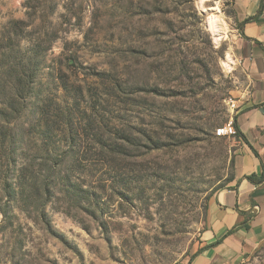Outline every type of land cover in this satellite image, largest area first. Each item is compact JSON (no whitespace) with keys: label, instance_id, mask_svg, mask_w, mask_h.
Returning a JSON list of instances; mask_svg holds the SVG:
<instances>
[{"label":"rangeland","instance_id":"rangeland-1","mask_svg":"<svg viewBox=\"0 0 264 264\" xmlns=\"http://www.w3.org/2000/svg\"><path fill=\"white\" fill-rule=\"evenodd\" d=\"M239 27L234 0H0V99L21 72L37 76L17 126L26 154L46 123L67 149L71 117L74 162H89L73 180L104 186L96 218L58 195L55 236L19 208L13 229L0 213V264L190 260L211 198L235 176L236 139L216 129L249 90L254 54ZM99 142L123 154L105 158ZM239 264H264V247Z\"/></svg>","mask_w":264,"mask_h":264},{"label":"crops","instance_id":"crops-1","mask_svg":"<svg viewBox=\"0 0 264 264\" xmlns=\"http://www.w3.org/2000/svg\"><path fill=\"white\" fill-rule=\"evenodd\" d=\"M234 3L240 34L254 54L249 90L237 99L233 119L239 134L233 150L235 176L211 198L192 256L199 254L185 264H239L264 247V181L248 179L264 176V0Z\"/></svg>","mask_w":264,"mask_h":264},{"label":"trees","instance_id":"trees-1","mask_svg":"<svg viewBox=\"0 0 264 264\" xmlns=\"http://www.w3.org/2000/svg\"><path fill=\"white\" fill-rule=\"evenodd\" d=\"M33 67L36 69L34 64ZM36 78V73L33 71L21 72L18 83H14L12 86L8 85L11 89L10 99H0V151L4 161L3 167H5L0 170V213L3 216L4 224L13 229L15 216L12 213L14 209L19 208L30 219L41 224L47 232L55 236L47 215V208L57 199L58 195L64 196L76 209L84 210L96 218L103 211L104 186L99 188L101 193L100 190H96L97 187L91 180L90 182L86 178L73 180L72 174L77 170L86 171L89 168V162H86L87 164L84 166L76 164L82 157V152L75 144L76 138L73 132L69 130L71 117L68 118L66 127L62 129L65 133L66 129L69 132L67 141L70 144L67 149H62L53 143L54 133L46 123L40 132L39 152L33 158L26 154L25 135L17 126L27 110V102L33 94ZM237 137L239 138L238 132ZM151 142L152 150L160 149L159 141L151 140ZM98 144H100L98 151L105 158L108 155L117 157V155L123 154L119 145L104 144L103 142ZM75 160L76 162H74ZM85 161H89V159ZM231 162L234 163V156ZM64 167H67L65 175H63ZM248 179L261 183L264 181V176L259 179L256 176H250ZM233 180L234 177L228 183ZM222 189L225 187H221L217 191ZM220 242L218 241V244ZM197 254L192 256L190 261Z\"/></svg>","mask_w":264,"mask_h":264},{"label":"built area","instance_id":"built-area-1","mask_svg":"<svg viewBox=\"0 0 264 264\" xmlns=\"http://www.w3.org/2000/svg\"><path fill=\"white\" fill-rule=\"evenodd\" d=\"M229 105H231V108L233 111H235L238 108L237 101H230ZM216 135L220 138H234L237 137V130L234 126V122H230L229 124L224 125L223 127H219L216 129Z\"/></svg>","mask_w":264,"mask_h":264},{"label":"bare ground","instance_id":"bare-ground-1","mask_svg":"<svg viewBox=\"0 0 264 264\" xmlns=\"http://www.w3.org/2000/svg\"><path fill=\"white\" fill-rule=\"evenodd\" d=\"M213 29H215V27H213V25H211Z\"/></svg>","mask_w":264,"mask_h":264}]
</instances>
